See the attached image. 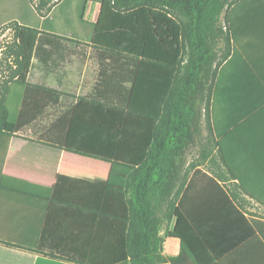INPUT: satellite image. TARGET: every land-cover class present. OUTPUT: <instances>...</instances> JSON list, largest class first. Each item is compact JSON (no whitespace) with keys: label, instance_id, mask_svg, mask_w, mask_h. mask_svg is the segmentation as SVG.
Here are the masks:
<instances>
[{"label":"trees","instance_id":"trees-1","mask_svg":"<svg viewBox=\"0 0 264 264\" xmlns=\"http://www.w3.org/2000/svg\"><path fill=\"white\" fill-rule=\"evenodd\" d=\"M54 0H40L43 10ZM238 0H81L78 20L91 31L96 62L93 86L65 109L61 92L23 83L14 131L38 124L37 142L95 159L109 166L98 210L50 201L45 217L91 235L80 264H195L189 254L191 226L175 205L177 181L187 150L196 144L202 122L209 127V100L220 64L229 55V34L219 26L226 6ZM100 5L95 23L84 20L87 3ZM43 24L50 20L43 18ZM14 56L21 73L35 61L43 77L58 85L63 68L76 55L48 27L14 28ZM222 39L220 56L215 41ZM6 81L0 90V144L7 118ZM164 210L163 216H161ZM175 219L167 236L180 252L165 257L159 234ZM52 260L74 262L23 248Z\"/></svg>","mask_w":264,"mask_h":264},{"label":"crops","instance_id":"crops-1","mask_svg":"<svg viewBox=\"0 0 264 264\" xmlns=\"http://www.w3.org/2000/svg\"><path fill=\"white\" fill-rule=\"evenodd\" d=\"M97 5V14L88 19L84 14L85 21L96 22ZM221 16L231 49L212 83L208 129L202 122L206 153L185 157L175 205L191 226L189 254L195 264H264V0H238ZM63 21L64 32H69L70 21ZM60 22L50 20L49 28L66 36L58 30ZM78 24L90 40V29ZM66 76L69 79L68 72L63 73ZM13 86L18 87L15 105L11 112L6 107L3 128L11 135L7 144H0V264L83 263L91 235L58 225L45 217V209L55 201L98 210L109 166L37 142L38 124L15 132L24 85L10 83L5 102ZM82 96L74 91L68 98L62 95L57 110ZM164 232L162 226L159 234ZM171 240L180 250L179 240ZM34 244L37 251L79 263L23 249Z\"/></svg>","mask_w":264,"mask_h":264},{"label":"rangeland","instance_id":"rangeland-1","mask_svg":"<svg viewBox=\"0 0 264 264\" xmlns=\"http://www.w3.org/2000/svg\"><path fill=\"white\" fill-rule=\"evenodd\" d=\"M39 4L40 0H0V25H2L0 26V90L6 81L13 78L14 83L19 84L31 81L52 88L61 87L59 92L67 98L72 91L79 92V95L81 96L87 94L94 83L97 69L93 53L89 47L90 35H88L84 28L78 24V11L81 6V0H54L43 8V10L38 8ZM97 10L98 5L96 3H87L84 14L87 19L92 18L97 14ZM43 18H47L54 22L60 20L61 28L58 30L62 35H66L60 36L70 43L71 47H75L76 50L75 58H71V63L66 64L63 68L64 73L68 72L69 79L67 78L68 75L64 77L62 79V86L58 85L54 75L43 77L41 72L37 69L35 61L24 63V68H22L23 70L21 73H17L18 63L14 56L16 43L14 28L18 24L29 28H40V26L48 27V22L43 24ZM64 19L70 21V30H67L69 32H64L66 31L64 28ZM219 26L222 28L223 32H225L223 16L219 18ZM73 37H78V40ZM223 49V40H216L215 50L218 56L221 55ZM70 66H73V68H77L78 70L76 69L75 71ZM72 81L74 82V85H72ZM12 88L8 100L5 102V105L10 112L15 105L14 97L16 94L14 90L18 87L13 86ZM203 126L204 124L202 123L201 127ZM207 141L208 140L200 134L196 144L187 150L185 157L190 159L204 157L203 155L206 152H204L202 148ZM83 160L87 162L91 161L89 159ZM163 214L164 210H162L161 216H163ZM174 222L175 219L173 217L167 220L165 219L163 222V227L165 228V232L162 235L163 239L168 238L167 232L170 231V226L171 228L174 226Z\"/></svg>","mask_w":264,"mask_h":264},{"label":"built area","instance_id":"built-area-1","mask_svg":"<svg viewBox=\"0 0 264 264\" xmlns=\"http://www.w3.org/2000/svg\"><path fill=\"white\" fill-rule=\"evenodd\" d=\"M161 248H162V254L165 257H176L180 252L178 243L177 245L174 244L173 240H171V238L169 237L163 239Z\"/></svg>","mask_w":264,"mask_h":264},{"label":"water","instance_id":"water-1","mask_svg":"<svg viewBox=\"0 0 264 264\" xmlns=\"http://www.w3.org/2000/svg\"><path fill=\"white\" fill-rule=\"evenodd\" d=\"M166 264H170V263H166Z\"/></svg>","mask_w":264,"mask_h":264}]
</instances>
